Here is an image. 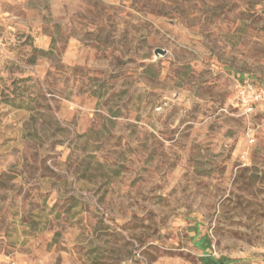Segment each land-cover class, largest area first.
I'll list each match as a JSON object with an SVG mask.
<instances>
[{
	"label": "rangeland",
	"instance_id": "374dc122",
	"mask_svg": "<svg viewBox=\"0 0 264 264\" xmlns=\"http://www.w3.org/2000/svg\"><path fill=\"white\" fill-rule=\"evenodd\" d=\"M245 79L264 0H0V259L264 264Z\"/></svg>",
	"mask_w": 264,
	"mask_h": 264
},
{
	"label": "built area",
	"instance_id": "2783aa9c",
	"mask_svg": "<svg viewBox=\"0 0 264 264\" xmlns=\"http://www.w3.org/2000/svg\"><path fill=\"white\" fill-rule=\"evenodd\" d=\"M264 98V88L258 87L250 80L245 79L239 83L237 91V100L238 103L242 106L243 113L249 114L252 113L258 105L262 102ZM162 109V106L156 107V110L159 111ZM0 264H16L12 259H0Z\"/></svg>",
	"mask_w": 264,
	"mask_h": 264
},
{
	"label": "trees",
	"instance_id": "16d2710c",
	"mask_svg": "<svg viewBox=\"0 0 264 264\" xmlns=\"http://www.w3.org/2000/svg\"><path fill=\"white\" fill-rule=\"evenodd\" d=\"M113 116H117L116 112H112ZM208 239V238H207ZM206 239V240H207ZM208 242L210 243V240L208 239ZM199 246V244H198ZM202 248L201 246H199ZM233 261V259H230L229 257H216L215 255L211 253H207L204 251L203 255L201 256V264H230Z\"/></svg>",
	"mask_w": 264,
	"mask_h": 264
},
{
	"label": "water",
	"instance_id": "95a60500",
	"mask_svg": "<svg viewBox=\"0 0 264 264\" xmlns=\"http://www.w3.org/2000/svg\"><path fill=\"white\" fill-rule=\"evenodd\" d=\"M156 53L157 54H164L165 51L163 49L159 48V49L156 50Z\"/></svg>",
	"mask_w": 264,
	"mask_h": 264
}]
</instances>
